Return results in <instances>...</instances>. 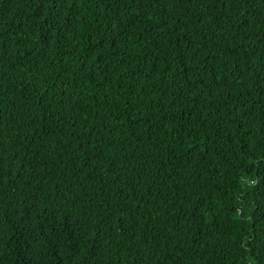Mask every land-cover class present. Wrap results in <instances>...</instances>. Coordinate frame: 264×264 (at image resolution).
<instances>
[{
    "label": "trees",
    "instance_id": "16d2710c",
    "mask_svg": "<svg viewBox=\"0 0 264 264\" xmlns=\"http://www.w3.org/2000/svg\"><path fill=\"white\" fill-rule=\"evenodd\" d=\"M0 264H264V0H0Z\"/></svg>",
    "mask_w": 264,
    "mask_h": 264
}]
</instances>
